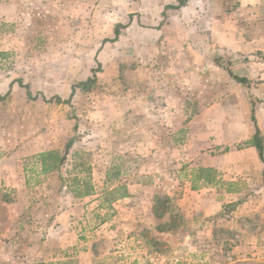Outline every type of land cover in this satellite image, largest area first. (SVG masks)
<instances>
[{"label":"crops","instance_id":"1","mask_svg":"<svg viewBox=\"0 0 264 264\" xmlns=\"http://www.w3.org/2000/svg\"><path fill=\"white\" fill-rule=\"evenodd\" d=\"M58 2L69 8L73 1ZM79 2L84 4L82 0ZM113 3H122V10L126 6L130 16L127 23L111 28L114 37L116 26H123L119 28L115 42H106L113 39L110 37L102 38L103 51L116 50L111 60L117 64L126 57L136 61L129 73L135 78L143 74L146 93L132 86L127 91L117 89L116 101L110 109L106 108L108 105L104 106L98 125L135 126L137 119L144 115L152 126L171 127L166 131L175 134V142L181 141L182 134L188 129L189 142L197 140L200 133L207 137L209 142L203 149H222L229 145L210 141L217 135L215 126L231 123L237 116V106L231 95L233 80L215 60L222 62L227 59L231 62L227 68L239 77H260L258 81L262 83L258 86L264 91V0H188L176 9L168 7L178 6V0H113ZM27 5L25 0H0V21L8 23L19 19ZM100 5L101 0L98 7ZM124 43L131 48L121 51ZM158 44L174 46L177 53L176 57L169 53V59L162 60L165 63H161V69L154 67V56H151ZM143 59L144 65H138ZM11 83L12 80H8L4 85L9 87ZM242 86L238 84L236 87ZM217 93L221 96L218 97ZM252 109L264 145V132L260 127V117L264 119V102L255 108L246 103L242 117L246 134L242 135L237 123L233 122L230 140L231 144L243 141L244 147L224 157L227 161L232 160L234 165H222L217 162V156L209 155L202 161V167L215 172V181L192 186L195 189L207 187L212 192L209 203L204 200L203 206L208 204L209 208H215L225 205L226 208L237 201L239 213L224 215V218L235 217L241 222L240 233L236 236L241 243L234 247L233 252L241 253V257L238 260L230 258L232 264H264V162L256 149L247 144L255 133ZM123 133L128 142L136 139L130 136V131ZM143 135V138L139 137L144 142L162 139H158L150 128L145 129ZM121 136L118 132L113 134L114 155L121 154L124 149ZM95 139L100 145L96 150L101 152L105 138L98 134ZM127 145L128 149L131 148L130 144ZM126 149L123 153L127 152ZM49 151L52 149L27 154L16 151L8 156L3 152L0 157V188H3L0 206L4 209V213H0L2 264H168L166 258L158 256V252L148 244L144 228L140 225L147 218H153L151 205L147 208L146 203L144 213L140 211L141 198L136 194V190L146 187L147 183L126 182L123 179L125 172L117 167L114 168L115 184L107 192H120L119 195L105 203L102 196L106 190L101 192L105 182L102 181V188L99 184L90 185L92 191L89 195L75 197L68 181L60 182L59 186L56 184L55 179L62 173V167L42 172L36 157ZM31 155L37 156L30 166L18 164ZM232 172L238 173L239 178H232ZM238 181V185L233 184ZM40 188L45 190L43 199L35 193ZM218 188H223L220 195L224 199L218 198ZM105 205L112 209L114 215L111 224L102 218L105 214H99ZM200 212L192 215L193 219L201 217ZM211 215L214 217L215 214L208 216ZM202 216L205 217L204 214Z\"/></svg>","mask_w":264,"mask_h":264},{"label":"rangeland","instance_id":"2","mask_svg":"<svg viewBox=\"0 0 264 264\" xmlns=\"http://www.w3.org/2000/svg\"><path fill=\"white\" fill-rule=\"evenodd\" d=\"M71 1L73 6L66 8L58 0H25L28 5L19 14V19L8 23L0 21V96L7 94L0 101V157L3 152V155L8 156L16 151L27 154L44 149L63 154L65 144L73 138V145L61 168L62 173L55 179L57 186L66 180L74 191L75 178L81 181L80 186L85 182L91 186L99 184L102 188L101 182L104 181L101 192L106 190L102 197L107 203L120 194L116 191L107 192L115 184L114 168L118 167L121 172H125L123 179L126 182L133 180L149 185L136 190L141 198L140 211L143 213L146 203L147 208L150 205L153 207L156 197L168 198L166 216L147 218L140 223L146 241L158 252V256L166 258L168 264H232L230 258L238 260L241 257V253H233L234 247L241 243L240 238L236 237L240 233L241 222L235 217L224 218V215L239 213L237 201L226 208L225 205L215 208H209L208 204L203 206L204 200L209 203L212 192L207 187L192 188L201 183L192 180L196 171L203 168L202 161L209 155L217 156V162L222 165H234L232 160L227 161L224 157L227 153L240 151L245 142L231 144V125L237 123L241 134H246L242 118L246 103L255 108L264 102V91L258 86L262 83L258 81L260 77H249L247 85L240 88L233 81L231 95L237 106V116L231 123L215 126L217 135L210 138L211 142L216 140L229 144L222 149H203L209 141L201 133L197 140L189 142L190 137L186 134L188 129L182 134V140L175 142V134L166 131V128L171 127L161 124L152 126L144 115L137 119L138 124L135 126L98 125L104 106L108 105L105 107L110 109L116 101L114 95L117 89L127 91L132 86L146 93V85L143 74L135 78L129 73L137 64L136 61L126 57L117 64L111 60L116 50L104 52L101 44L102 38H113V25L128 22L130 15L126 12V6L122 10L124 5H115L113 0H101L100 7L99 0H82L83 5L80 0ZM85 1H88V5H85ZM123 46L121 51L131 48L128 44ZM169 53L176 57V48L158 44L151 55L154 56V67L161 69V63L169 59ZM139 63L144 65V59ZM220 63L222 67L231 66L227 59ZM252 66L253 69L257 68ZM92 70L96 72L95 86L87 93L77 90L70 106L43 101L42 97L45 100L54 96L67 99L71 86L92 77ZM8 80H12V83L6 87ZM16 80L28 87L31 97L27 96L26 89L20 87ZM217 95L219 97L221 93ZM36 96L37 99L33 100ZM260 127L264 132V119L261 117ZM149 128L155 131L158 139H162L144 142L139 136L143 138L144 130ZM124 131H130V136L136 139H129L128 142ZM114 132L122 135L124 149L130 144L131 148L127 147L126 153L122 149L121 154L114 155L111 144ZM98 134L106 142L101 152L96 150L100 147L95 139ZM209 150L212 151L209 153ZM198 152L201 153L194 158L193 155ZM36 156L25 157L18 164L30 166ZM134 167L135 170L128 172ZM230 176L239 178L236 172L230 173ZM233 184L238 185L239 181ZM221 189L218 188L217 195L224 199L220 195ZM2 190L0 188V195L3 194ZM35 193L43 199L45 190L40 188ZM203 207L204 211H198ZM197 212L205 217L201 215L193 219L192 215L196 216ZM0 213H4L1 206ZM99 214H105L102 218L108 224L113 222L112 209L107 205L99 210ZM209 214L215 215L209 217ZM167 222H172L168 224L173 228L166 230L170 231L167 234L160 235L158 228H167L164 225Z\"/></svg>","mask_w":264,"mask_h":264},{"label":"trees","instance_id":"3","mask_svg":"<svg viewBox=\"0 0 264 264\" xmlns=\"http://www.w3.org/2000/svg\"><path fill=\"white\" fill-rule=\"evenodd\" d=\"M188 0H178V6H169L168 8L170 9H176L180 6H183L186 4ZM119 28H123V26H116V28L114 29V37L113 39L110 40H106V42H115L119 36ZM215 63L222 67L220 60L217 59L215 60ZM224 70L228 73V75L230 76V78L243 86H246L248 83V80L246 78L243 77H239L237 75H235L229 68L224 67ZM93 76L90 78H87L84 81L78 82L77 84L71 86V91L70 94L68 96L67 99L62 100L60 97L58 96H54L49 100H45V98L42 97L43 101L45 102H55L56 104H64V105H71L72 99L76 93L77 90H79L82 93H87L89 92L96 83V78H95V71L92 70L91 71ZM16 82L18 83V85L20 87H23L24 89H26L27 91V96H30V92L28 91V87L27 86H23L20 80H16ZM7 95V94H6ZM6 95L4 96H0V101H2L3 99H5ZM33 100L37 99V96L32 98ZM251 121L254 125L255 128V133L252 136L251 140L249 142H247L248 145L254 147L257 151V154L260 158V160L262 162H264L263 159V149H264V145H263V138L261 136V133L257 127L256 121H255V117H254V110L252 109L251 111ZM73 145V138L69 139L68 142L65 144L64 147V152L63 154H60L58 152H54V151H49V152H44V153H40L37 157L36 160L37 162L41 165L42 167V172L43 173H48V172H52L54 170H59L60 167L63 166V164L65 163L66 157L69 153V150L71 149ZM215 172L211 169H207V168H200L196 171V173L194 174V179L193 181H201L204 184H212L215 181ZM81 181L77 178L74 179V185L76 186L75 190L73 191L74 196L75 197H83V196H87L90 194L91 187L88 183L82 182V187H80ZM80 187V188H79ZM168 198H159L156 197L154 199V205L152 207V213H153V217L154 218H163L166 214H168ZM167 222V224H164L166 227L160 226L158 228L159 231H166V230H171L173 227L169 226V224H171L172 222Z\"/></svg>","mask_w":264,"mask_h":264},{"label":"built area","instance_id":"4","mask_svg":"<svg viewBox=\"0 0 264 264\" xmlns=\"http://www.w3.org/2000/svg\"><path fill=\"white\" fill-rule=\"evenodd\" d=\"M0 264H2L1 259H0Z\"/></svg>","mask_w":264,"mask_h":264}]
</instances>
